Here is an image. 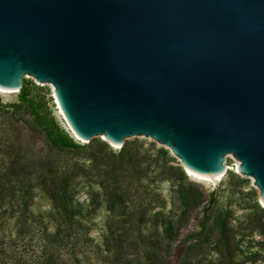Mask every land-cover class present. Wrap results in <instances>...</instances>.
Here are the masks:
<instances>
[{
  "label": "water",
  "instance_id": "obj_1",
  "mask_svg": "<svg viewBox=\"0 0 264 264\" xmlns=\"http://www.w3.org/2000/svg\"><path fill=\"white\" fill-rule=\"evenodd\" d=\"M23 79L83 144L153 141L204 176L234 159L264 209V0H0V88Z\"/></svg>",
  "mask_w": 264,
  "mask_h": 264
},
{
  "label": "rangeland",
  "instance_id": "obj_2",
  "mask_svg": "<svg viewBox=\"0 0 264 264\" xmlns=\"http://www.w3.org/2000/svg\"><path fill=\"white\" fill-rule=\"evenodd\" d=\"M24 82L27 85L33 83L35 86L47 90L45 93L49 111L69 136L83 144L69 130L57 107L51 86H40L29 80H24ZM17 97L18 93H0V253L3 249H7L8 255L16 258V261L18 260L16 264H26V261H32L41 256L42 233L45 227L49 231L54 229V223L49 216L52 211L50 201L37 186L30 193L26 191V186L28 182L36 183L34 177L44 173L47 159L71 163L70 161H73L75 156L65 157L50 150L43 137L38 132H32L25 123L29 117L28 114L13 116L1 107L4 104L15 103ZM90 141L106 143L101 137L92 138ZM125 143L135 145L137 148L141 145L142 148H138V150L140 152L146 150L151 155H154V151L157 149H164L153 141L129 140ZM106 144L113 152L119 151L108 143ZM170 156L173 157L171 154ZM175 162L180 166L177 159ZM225 167L227 168L225 175L215 185L192 179L186 175L187 180L205 191L207 198L211 195V198L216 201L213 213L231 212V225L236 229V264H264V261L261 260V257L264 256V238L260 235V230L249 231L246 228L247 214L252 211L255 201L260 206L258 191L253 187L248 177L236 173L237 162L234 159L226 158ZM156 171L152 165L145 178L137 184L134 182L135 179H130L134 185L133 188L127 189L129 194L127 203L130 206L125 211L122 210L120 218L113 216L107 210V199L96 184L98 181L96 176H92L91 183L80 182L76 186V200L84 208L93 209L90 219L81 220L89 227L87 237L92 240L91 247L86 251L87 258H82L79 255L82 264H102L103 240L105 238L111 240L119 232H122V238L126 242H136L137 246H132L130 249V253H132L130 257L136 255L141 260L144 259L146 251L151 249L158 233L162 231V227L157 225L154 214L161 211V206L164 213L175 212L178 209V204L173 196L174 187L167 180L158 181L154 178ZM92 173L95 174L96 171L93 170ZM131 174L135 178V174ZM16 178L23 179L24 182H19L20 185ZM77 180L80 181V178ZM135 188L137 192H135ZM158 194L160 201L155 196ZM208 207L209 201H206L197 214L192 217L189 225L180 231L170 248L166 249L164 258L168 264H182L184 260L190 261V264H197V262L198 264H217L219 255L214 249L218 236L213 229L206 233L203 242L190 250L187 249L190 243L195 242L194 237L188 236L201 230V222H204L207 227L213 226L210 221L207 222L204 219L206 215L210 214ZM142 208H146V215L143 218L140 217ZM110 234L113 235L110 236ZM253 254L260 257L254 261V258H251Z\"/></svg>",
  "mask_w": 264,
  "mask_h": 264
},
{
  "label": "trees",
  "instance_id": "obj_3",
  "mask_svg": "<svg viewBox=\"0 0 264 264\" xmlns=\"http://www.w3.org/2000/svg\"><path fill=\"white\" fill-rule=\"evenodd\" d=\"M46 91L33 83L27 85L23 79L17 101L1 105L13 116L28 114L29 117L25 123L32 132H38L43 137L50 150L65 157L75 156L71 163L47 159L44 173L38 177L35 176L36 183L28 182L27 189L25 188L30 193L37 186L44 193L50 201L52 211L49 216L54 223L53 231L45 227L42 233L41 256L32 261H26V264H82L79 255L87 258L86 251L91 247L92 240L87 237L89 227L81 220L90 219L93 209L84 208L76 200V186L80 182L91 183L92 176H96L98 178L96 184L107 199V210L113 216L120 218L122 210L125 211L130 206L127 203L129 197L127 189L134 186L130 179H135L134 182L137 184L145 178L152 165L157 170L154 178L158 181L167 180L174 187L173 196L178 209L175 212L164 213L161 206V211L154 214L157 225L162 227V231L158 233L151 249L146 251L143 260L136 255L130 257L132 254L130 249L132 246L135 247L136 242H126L122 238V232H119L113 239L103 240L102 264H168L164 258L166 249L170 248L180 231L189 225L192 217L206 201H209L211 205L210 214L204 219L207 222L210 221L213 226L207 227L204 222H201V230L188 236L194 237L195 242L190 243L187 249L190 250L203 242L206 233L213 229L218 236L214 249L219 255L217 264H236V229L231 225V212L213 213L216 201L211 198V195L207 198L205 191L188 182L182 167L176 164L167 150L157 149L154 155H151L146 150L140 152L138 148H142L141 145L137 148L135 145L124 143L118 152H113L104 142L78 143L60 127L49 111ZM93 170L96 171L95 174L92 173ZM131 173L135 174V178ZM78 178L80 181L77 180ZM16 180H18L17 183L24 182L23 179L16 178ZM135 192H137L136 188ZM155 196L160 201V195ZM145 215L146 208H142L140 217L143 218ZM246 219V228L249 231L260 230V235L264 238V209L256 201ZM8 253L7 249L2 250L0 264L17 263L18 260L10 257ZM258 257L260 256L257 254L251 256L254 261ZM261 260L264 261V256ZM189 262L184 260L182 264H190Z\"/></svg>",
  "mask_w": 264,
  "mask_h": 264
},
{
  "label": "bare ground",
  "instance_id": "obj_4",
  "mask_svg": "<svg viewBox=\"0 0 264 264\" xmlns=\"http://www.w3.org/2000/svg\"><path fill=\"white\" fill-rule=\"evenodd\" d=\"M0 93H2V94H13L14 92L0 88ZM57 107H58V104H57ZM111 147H113L114 149L119 148L118 146H115V145H111ZM237 168H238V163H237ZM225 169L227 170L226 167H225ZM184 171L188 177L195 179V180H198V181L208 182V183H211L212 185H215L217 182H219L221 180V178L225 175V174H220V175H214V176H204V175H199L197 173H194V172L190 171L189 169H186ZM262 206L264 207L263 203H262Z\"/></svg>",
  "mask_w": 264,
  "mask_h": 264
}]
</instances>
